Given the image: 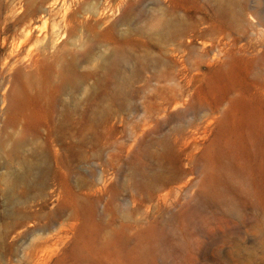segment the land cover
<instances>
[{"label":"rangeland","instance_id":"374dc122","mask_svg":"<svg viewBox=\"0 0 264 264\" xmlns=\"http://www.w3.org/2000/svg\"><path fill=\"white\" fill-rule=\"evenodd\" d=\"M114 260L264 264V0H0V264Z\"/></svg>","mask_w":264,"mask_h":264},{"label":"bare ground","instance_id":"6f19581e","mask_svg":"<svg viewBox=\"0 0 264 264\" xmlns=\"http://www.w3.org/2000/svg\"><path fill=\"white\" fill-rule=\"evenodd\" d=\"M191 17H193V16H191ZM174 18H175V16H174ZM195 22H196V20H195ZM177 23H178V21H177ZM159 27H160V25H159ZM187 28H188V25H187ZM71 31H74V30H71ZM177 31H178V29H177ZM176 128L170 130L169 132L164 133L163 136L160 137L159 144L160 145H165V148L168 147L170 149L169 150L170 153L173 155L174 159L177 162V168H175L177 176L183 174V170H182L180 164L182 162H184L186 167H188V170L187 171L184 170V173H185V176L188 177L189 179H187L186 181L183 180L178 186L170 188L169 190H167V191H165L163 193H160L158 195L156 194L157 195L156 196V202H158V203L159 202H164L165 203L174 194L178 196L181 191H183L185 188H187V187H189L191 185V180H192L191 177H192V175H194L193 156H194V150L197 147L198 140L195 137H193L192 135H189L185 128H183V127H178L177 129ZM155 131L156 132H160L161 131L160 127H156ZM137 186H138V184H137ZM114 195H116V194H114ZM131 199H132V202L134 204L138 203V201H139L138 198H136L134 196ZM112 263H114V264H122L118 260H114Z\"/></svg>","mask_w":264,"mask_h":264}]
</instances>
